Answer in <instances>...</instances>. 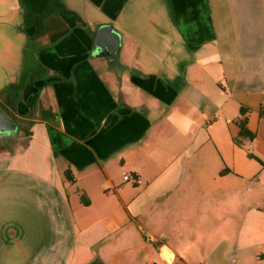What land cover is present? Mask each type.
Masks as SVG:
<instances>
[{"label":"crops","instance_id":"crops-1","mask_svg":"<svg viewBox=\"0 0 264 264\" xmlns=\"http://www.w3.org/2000/svg\"><path fill=\"white\" fill-rule=\"evenodd\" d=\"M60 1L0 0V264H264V0Z\"/></svg>","mask_w":264,"mask_h":264},{"label":"trees","instance_id":"trees-1","mask_svg":"<svg viewBox=\"0 0 264 264\" xmlns=\"http://www.w3.org/2000/svg\"><path fill=\"white\" fill-rule=\"evenodd\" d=\"M54 11H61L62 13L73 15V16L78 18V16L73 11L68 9L60 0H51V2L45 8V10L40 15L37 16V19H38V24L36 27V33L37 34L40 33L43 29L44 19ZM22 86H23L22 83L19 85H15V86L13 85V87H15L17 89H21ZM0 105H1V107L4 108V106L2 104H0ZM35 111H39L41 118L46 120L49 123H54L56 120V113L50 107H41V106L39 107L37 105V103H35L32 107L31 115H33ZM9 114L14 118L16 123L19 125V127H20L19 133L17 134L16 137L7 138L3 141H0L1 143H7V142H13L14 143V142L18 141L19 137L25 138L28 134H30V128L33 125L32 121H26L23 119H19L18 117L14 116L10 112H9ZM240 127H241V130L239 132V136L236 138V141L239 144L242 143L241 139H253V138H255V133H253L252 131H250L248 129L247 124H246V120H242L240 122Z\"/></svg>","mask_w":264,"mask_h":264},{"label":"water","instance_id":"water-1","mask_svg":"<svg viewBox=\"0 0 264 264\" xmlns=\"http://www.w3.org/2000/svg\"><path fill=\"white\" fill-rule=\"evenodd\" d=\"M121 46V35L112 25H103L98 28L94 41L95 53L99 56H109L110 60L116 59V54ZM19 125L13 117L0 106V138L16 137Z\"/></svg>","mask_w":264,"mask_h":264},{"label":"rangeland","instance_id":"rangeland-1","mask_svg":"<svg viewBox=\"0 0 264 264\" xmlns=\"http://www.w3.org/2000/svg\"><path fill=\"white\" fill-rule=\"evenodd\" d=\"M7 138H9V137L0 138V141H3V140H5V139H7ZM148 249H155V248H154L153 245H150V246H148ZM148 257H149V254L146 253L145 251H143V252H142V258H143V259H142L141 264H147V259H148Z\"/></svg>","mask_w":264,"mask_h":264},{"label":"built area","instance_id":"built-area-1","mask_svg":"<svg viewBox=\"0 0 264 264\" xmlns=\"http://www.w3.org/2000/svg\"><path fill=\"white\" fill-rule=\"evenodd\" d=\"M124 178H125L126 180H128V179H131L132 177H131L129 174H125V175H124ZM149 241H152V239L150 238Z\"/></svg>","mask_w":264,"mask_h":264}]
</instances>
